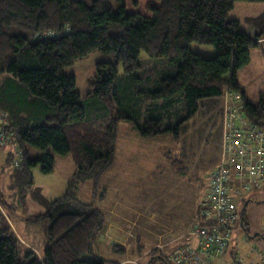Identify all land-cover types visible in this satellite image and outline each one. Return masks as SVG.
I'll list each match as a JSON object with an SVG mask.
<instances>
[{"label": "trees", "instance_id": "16d2710c", "mask_svg": "<svg viewBox=\"0 0 264 264\" xmlns=\"http://www.w3.org/2000/svg\"><path fill=\"white\" fill-rule=\"evenodd\" d=\"M236 1L120 0L115 9L110 0H0V109L9 112L5 127L17 135L25 157L14 168L5 149L12 181L33 183L31 167L39 162L51 172L56 154H71L76 167L64 195L52 201L41 197L46 210L29 218L50 221L42 256L13 228L0 191V264H106L105 256L95 251L107 228L106 212L78 195L86 181L96 190L113 166L120 121L131 120L141 137L172 133L177 139L201 101L221 98L229 86L241 93L247 113L264 124V93L257 104L249 102L237 80L238 71L252 59L251 48L264 42V14L248 18L243 27L228 19ZM196 41L215 46L216 55L193 52L189 44ZM96 49L111 59L98 64L90 91L82 97L76 76L64 69ZM143 51L178 63L176 73L163 77L159 88H142ZM27 143L39 148V155L31 157ZM201 201L196 226L203 221ZM246 220L245 215L240 218L241 228L253 239L259 233L247 231ZM110 246L117 254L126 251L120 243ZM163 250L152 249L148 264H169ZM89 253L92 260L83 258Z\"/></svg>", "mask_w": 264, "mask_h": 264}, {"label": "rangeland", "instance_id": "374dc122", "mask_svg": "<svg viewBox=\"0 0 264 264\" xmlns=\"http://www.w3.org/2000/svg\"><path fill=\"white\" fill-rule=\"evenodd\" d=\"M110 2L115 9H119L120 0H110ZM261 14H264V1L238 0L230 9L228 19H237L242 22L243 27H247L248 18ZM260 44L251 48L252 59L238 71L237 76V80L247 91L248 101L256 104L264 93V42ZM189 46L193 52H198L206 58L216 55V48L211 44L196 41L191 42ZM110 59V55L96 49L90 55L65 67L64 73L76 76L77 91L82 97H86L90 91V80L98 74V64ZM140 60L142 88L147 90L159 88L163 77L174 75L177 71L178 63L167 56L150 57L143 51ZM119 72L120 76L124 77L122 64ZM201 103V109L194 118L183 125L181 136L177 139L172 133L154 138L141 137L131 120L120 121L113 166L104 173L96 190L93 189L91 181L82 183L79 187V199L86 203L94 202L97 207H101L106 212V223L111 219L109 212L111 205L117 206L114 204L117 202L124 203L119 211L128 214L126 223L131 230L130 234L135 239L142 232V245L145 246H149L152 239L157 241L159 234L169 230L170 226L181 228L184 226L183 222L189 221L190 228L193 229L195 223H192L191 217L195 215L197 204L203 199L208 172L221 160L223 139V98L204 99ZM25 146L31 157L41 152L39 148L36 149L28 143ZM5 152V149L0 150V191L4 194L8 206L2 204L1 196L2 205H0L23 242L42 256L48 244L46 229L50 221L44 219L41 222H34L29 218L46 210L41 197L52 201L64 195L70 178L76 170L75 161L71 154H56L54 169L51 172H45L42 168L44 164L39 162L31 167L33 183L28 182L27 186H21L19 182L12 181L11 175L14 170L6 163ZM49 152L53 153L51 147ZM178 158L182 161H177ZM175 161L178 164L174 165ZM183 165L187 168L186 172L180 171L182 168L179 170ZM24 186L25 188L22 189ZM101 194L103 197L100 196ZM240 207L239 219L245 215L246 221H251L249 230L253 235L259 233L254 237V242L263 248L264 188L261 191L251 192L241 202ZM115 221L117 224H122L118 218ZM141 224L145 225L143 230L139 228ZM108 226L110 225L107 224ZM237 226L239 230L235 236L244 235L241 221ZM146 228L148 231L144 232ZM164 234H167V231ZM120 235L122 238L126 236L124 232ZM102 238L101 245H97L95 251L105 256L106 264H112L113 260L124 259H128L124 264H138V262L148 264L150 258L148 248L144 249L147 253L141 255L135 242L134 254L140 258L131 255L122 257L110 251L112 239L109 241L106 230ZM248 248L249 245L245 247ZM163 249L165 253L172 251L168 247ZM83 258L92 260V254L84 255ZM136 258L139 261H134Z\"/></svg>", "mask_w": 264, "mask_h": 264}, {"label": "built area", "instance_id": "2783aa9c", "mask_svg": "<svg viewBox=\"0 0 264 264\" xmlns=\"http://www.w3.org/2000/svg\"><path fill=\"white\" fill-rule=\"evenodd\" d=\"M222 98V154L205 180L200 204L203 221L182 245L164 254L169 264H264V247L247 235L235 236L241 202L264 188V124L247 113L238 90L227 86ZM8 122L9 112L0 109V150L7 149L11 166L16 168L25 157L17 135L5 127Z\"/></svg>", "mask_w": 264, "mask_h": 264}, {"label": "crops", "instance_id": "0c3cea01", "mask_svg": "<svg viewBox=\"0 0 264 264\" xmlns=\"http://www.w3.org/2000/svg\"><path fill=\"white\" fill-rule=\"evenodd\" d=\"M6 153V152H5ZM5 158H6V161H7V153L5 155ZM119 202L117 203H114V204H117L116 205H111V210H109L110 212V215H111V219L108 220L107 224L110 225L107 227L106 231L108 232V239L110 241V239H112L110 241V243L114 244L115 242L116 243H120L121 245H123L125 247V253L124 254H119L123 257V255H131L133 256L134 258L137 257L135 254H134V244L136 242V246L139 247V254L141 255H144L146 254L148 251H151L152 249L154 248H165V247H168V249H174L176 248L178 245H181V243L184 241V239L186 238V236L191 232L193 231V229L196 227V214H197V211H198V208H197V211L195 213V215H193L191 217V221L194 225L193 229L190 228L191 227V223H188L189 221L187 222H183L184 226H182L180 228L179 227H176L175 225L174 226H170V228H168L169 230H166L167 231V234H164L166 231H163L164 233H160L159 236H158V240L155 241L154 239L151 240V244L149 246H145L144 244L142 245V232L140 234H138L135 239L133 238V236L130 234L131 230L129 229V227L127 226V218L128 217V214L126 212V215L125 213L122 211H119L120 207H122V204H118ZM125 206H128V205H125ZM198 206V204H197ZM117 215V216H115ZM150 216V215H149ZM119 219L121 221L122 224H117L115 219ZM136 222V221H135ZM13 226V225H12ZM141 226V227H140ZM139 228L140 230H143L145 228V225H140ZM180 228V229H179ZM239 230V229H238ZM148 231V228L145 229L144 232H147ZM126 234V236L124 238H122V236L120 235V233H123ZM245 235V234H244ZM244 235H240L239 238ZM157 236V235H156ZM107 238H105V240H108ZM254 239V238H253ZM103 241V238L102 240L100 241V244L102 243ZM140 242V243H139ZM148 248V249H147ZM113 247L110 246V251L113 252ZM144 249H147V252H144ZM245 250V248L243 249V251ZM117 254V253H116ZM129 257V256H128ZM137 258H140V257H137ZM137 258L134 260V261H139V259L137 260ZM125 262H128V259H124L122 260V263L124 264Z\"/></svg>", "mask_w": 264, "mask_h": 264}, {"label": "flooded vegetation", "instance_id": "af4514ba", "mask_svg": "<svg viewBox=\"0 0 264 264\" xmlns=\"http://www.w3.org/2000/svg\"><path fill=\"white\" fill-rule=\"evenodd\" d=\"M251 225H252V224H251V221H247V225H246V227H245L247 231L249 230V226L251 227Z\"/></svg>", "mask_w": 264, "mask_h": 264}]
</instances>
